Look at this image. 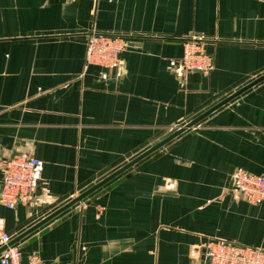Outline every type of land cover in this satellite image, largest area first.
<instances>
[{"label":"crops","instance_id":"0c3cea01","mask_svg":"<svg viewBox=\"0 0 264 264\" xmlns=\"http://www.w3.org/2000/svg\"><path fill=\"white\" fill-rule=\"evenodd\" d=\"M91 33L126 42L118 65L85 63ZM192 39L206 76L178 65ZM263 75L264 0H0V160L40 162L33 203L0 205L11 241ZM240 170L264 176V80L25 236L21 262L202 264L211 239L264 250V200L229 190Z\"/></svg>","mask_w":264,"mask_h":264},{"label":"built area","instance_id":"2783aa9c","mask_svg":"<svg viewBox=\"0 0 264 264\" xmlns=\"http://www.w3.org/2000/svg\"><path fill=\"white\" fill-rule=\"evenodd\" d=\"M126 46L122 38L91 33L86 40L85 63L104 68L116 66ZM178 65L183 71L206 76L212 68V60L202 43L192 39L183 43ZM39 166L40 162L27 152H18L0 160V205L12 210L18 205L32 204ZM229 190L249 204H258L264 200V176L236 171L231 175ZM10 241L0 219V247H6L0 254V264H45L37 255H31L22 263L19 248L8 246ZM202 254V264H264V250L217 239L209 240Z\"/></svg>","mask_w":264,"mask_h":264},{"label":"water","instance_id":"95a60500","mask_svg":"<svg viewBox=\"0 0 264 264\" xmlns=\"http://www.w3.org/2000/svg\"><path fill=\"white\" fill-rule=\"evenodd\" d=\"M263 80H264V75L259 77L256 80H254L253 82H251L247 86L241 88L240 90H238L237 92H235L231 96L227 97L223 101L219 102L218 104H216L215 106H213L212 108H210L209 110H207L206 112H204L203 114L198 116L197 118L193 119L192 121H190L186 125L178 127L172 134H170L169 136H167L166 138H164L163 140H161L160 142H158L157 144L152 146L150 149L146 150L144 153L140 154L139 156H137L136 158H134L133 160H131L130 162H128L127 164H125L124 166H122L121 168H119L118 170L113 172L112 174H110L108 177L104 178L103 180H101L100 182H98L97 184H95L94 186H92L91 188L86 190L85 192H83L81 195L77 196L76 198L71 200L69 203H67L66 205L62 206L61 208H59L58 210H56L55 212L50 214L48 217H46L45 219L40 221L38 224H36L32 228H30L29 230H27L26 232H24L20 236L14 238L12 241H10L8 246H12V245L17 244L18 242H20L21 239H23L28 234L32 233L34 230L38 229L40 226L51 221L52 219H54L55 217H57L58 215H60L61 213H63L67 209H69L70 207H72L73 205L82 202L84 200V198H86L88 195H90L91 193H93L97 189L101 188L105 184L109 183L111 180L115 179L119 175L123 174L124 172H126L127 170H129L130 168H132L133 166L138 164L140 161L145 159L146 157H148L151 154L155 153L156 151L160 150L162 147H164L166 144H168L169 142L174 140L179 135L183 134L184 132H186L189 129H192L199 122H201L203 119H205L208 115H210L214 111L218 110L222 106L228 104L230 101H232L233 99H235L236 97H238L239 95H241L242 93H244L245 91L252 88L253 86H255L256 84L260 83ZM5 249H6V247H1L0 252H2Z\"/></svg>","mask_w":264,"mask_h":264}]
</instances>
